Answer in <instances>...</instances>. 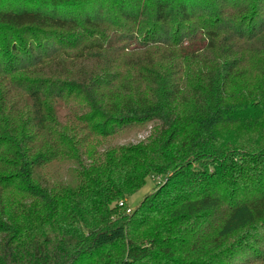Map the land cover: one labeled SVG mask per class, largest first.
I'll use <instances>...</instances> for the list:
<instances>
[{
	"label": "trees",
	"instance_id": "trees-1",
	"mask_svg": "<svg viewBox=\"0 0 264 264\" xmlns=\"http://www.w3.org/2000/svg\"><path fill=\"white\" fill-rule=\"evenodd\" d=\"M248 71L258 94L232 95ZM262 124L264 0H0V264H264V125L220 136ZM62 152L81 179L65 217L44 174Z\"/></svg>",
	"mask_w": 264,
	"mask_h": 264
},
{
	"label": "rangeland",
	"instance_id": "rangeland-1",
	"mask_svg": "<svg viewBox=\"0 0 264 264\" xmlns=\"http://www.w3.org/2000/svg\"><path fill=\"white\" fill-rule=\"evenodd\" d=\"M181 62L183 67H185L187 64L186 59L183 58ZM250 72L248 71V75L239 79L236 84L231 85L230 93L232 95L244 90L245 86H248L246 88L247 92L251 91L252 94L251 96H248L249 99H252L254 94H258L257 87L260 85V82L256 77L252 76ZM56 110L58 112V120L64 124H69L72 120V116L81 112L79 103L74 101L59 103L57 104ZM263 125L264 124L261 126L257 125L255 128L243 127L241 125L225 127L220 130V136L222 139L224 138L231 141H243L248 143L258 138ZM153 130L154 127L151 123L147 125H139L118 133L106 140H98L96 147H98V151H103L107 147L127 145L136 146L141 143H147L151 138ZM67 156L62 152L44 171V174L53 186L54 193L64 197L63 201H61V207L59 209L61 217H65L68 213H70V207H72V205L68 206L69 200H67V198H65V194H63L65 188H76L81 182L80 170L74 160L68 158ZM84 157L86 158L88 155H84ZM158 182L159 175H156L155 177L150 175L144 187L127 199L128 209L135 208L139 202L154 189ZM5 199L7 208L12 210L17 209L18 206L20 207V204L24 202V197L15 192L8 193ZM17 212L19 213L20 209H18ZM34 216L35 215L28 216L26 218L20 214L18 217V220L24 221L22 224V230L25 239H30L28 233H31L34 229L36 230V220Z\"/></svg>",
	"mask_w": 264,
	"mask_h": 264
},
{
	"label": "built area",
	"instance_id": "built-area-1",
	"mask_svg": "<svg viewBox=\"0 0 264 264\" xmlns=\"http://www.w3.org/2000/svg\"><path fill=\"white\" fill-rule=\"evenodd\" d=\"M122 204V203H121Z\"/></svg>",
	"mask_w": 264,
	"mask_h": 264
}]
</instances>
